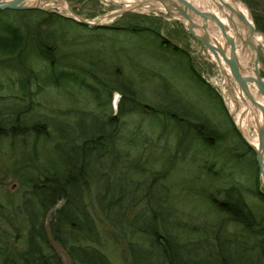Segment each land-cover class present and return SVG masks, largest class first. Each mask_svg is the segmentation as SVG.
<instances>
[{"label": "trees", "instance_id": "obj_1", "mask_svg": "<svg viewBox=\"0 0 264 264\" xmlns=\"http://www.w3.org/2000/svg\"><path fill=\"white\" fill-rule=\"evenodd\" d=\"M242 1L250 11L255 28L264 36V1ZM23 12L39 13L40 19L28 30L14 24L5 27L4 35L0 34V55L18 58L24 72L14 82L19 91L14 96V107H6L9 111L14 109L10 111L14 115L9 120L5 118L8 114L3 117L0 113V143L8 141L14 147L16 142L25 145L31 139L30 153L24 162L26 167L22 174L19 202L11 211L0 204V238L14 237L18 244L15 247L4 240L3 244L0 243L2 264H62L53 243L65 251L72 264H113L102 250L104 240L94 213L88 208L87 197L92 195L90 190L94 184H99L91 198L94 211L123 243L129 264H264V208L262 212L254 211L246 202L240 185L231 184L217 189L219 196L209 195L213 215L202 221V225L188 220L169 225L175 211L171 210L169 192L163 183L165 172L139 164L136 159L140 157L133 158L135 153L124 149V142L126 146L132 145L137 137L135 129L129 133L125 121H121L127 112L124 102H134L137 107L149 108L152 116L164 115L179 123L188 120L183 110L171 106L170 102H155L153 107L143 103L139 88L124 76L119 66L111 71L113 77L120 79L116 82L105 80L100 73L80 64L62 60L58 56L59 46H71L76 42L62 38L63 33L49 24L68 22L80 28H87V25L53 12ZM128 16L137 17L136 14L124 13L118 18ZM41 28L44 30L42 33ZM90 30L131 35L150 31L154 34L152 42L155 45L179 56L189 76L195 82H203L187 52L149 27L131 23L125 26L98 25ZM28 41H32L30 50L27 49ZM153 49L162 56L157 48ZM31 54L42 61L37 69L27 62V58L32 60ZM150 75L159 76L154 70ZM67 86L86 92L95 109L80 111L77 124L73 126L65 122L64 128L69 130H64L55 119L39 112L37 97L44 89ZM103 90L108 95L111 90L118 91L122 96L114 115L110 113L109 100H106L109 112H105ZM26 100L28 104L21 110L19 106ZM21 113L29 118L27 124L21 119ZM34 115L42 118H33ZM86 117L91 118L92 130L82 127H85L83 121ZM189 122H193L202 140L214 145V127L201 121ZM230 125L234 138L254 155L231 122ZM40 138L50 140L44 161L37 156L45 144L41 142L38 146ZM20 151L26 154L27 149L20 148ZM252 163L251 192L264 206V193L259 189L254 157ZM53 208L46 223V215ZM2 221L16 224L15 235ZM177 230L183 231L185 241L178 239Z\"/></svg>", "mask_w": 264, "mask_h": 264}, {"label": "rangeland", "instance_id": "obj_2", "mask_svg": "<svg viewBox=\"0 0 264 264\" xmlns=\"http://www.w3.org/2000/svg\"><path fill=\"white\" fill-rule=\"evenodd\" d=\"M191 1L195 6L203 9L195 3V0ZM24 4L35 5V1L26 0ZM38 6L39 8L29 10H42L68 16L70 14L67 7H69L81 18L96 23L95 26H125L135 23L139 26L149 27L165 37L170 43L187 52L193 68L203 80L202 84L195 82L189 76L186 65L179 56L152 42V38L155 39V37L150 31V33L131 35L126 32L113 33L109 30L94 31L90 30L94 26L80 28L68 22L48 23L55 26L58 31L60 30L59 33H63L62 38L76 42L71 46H59L58 56L62 60L71 64H80L83 68L100 73L105 80L110 79V81L116 82L120 79L113 77L111 71L115 66H119L124 76L129 77L133 84L139 88L141 97H144L143 103L153 107L156 105L155 102H170L171 106H178L187 115L188 120L179 123L164 115L152 116L149 108L142 109L137 107L134 102H124L127 112L121 119V121H125L129 133L135 129L134 135L137 136L132 145L126 146L124 142V149L135 153L133 158L140 157L136 159L139 164L165 172L163 183L169 192L171 210L175 211V217L170 218L169 225L182 220L202 225V221L209 220L213 215L209 195L212 193L219 196L216 190L231 184L240 185L243 188L244 198L254 211H263L264 206L251 192L250 175L254 170L252 160L255 156L247 152L244 146L234 138L230 125L231 122L236 130L238 129L233 119L234 109L230 110L226 102L228 94L223 92V87L227 89V84H224L225 81L227 82L224 69L214 60L210 52L189 34L185 20L165 12L158 2L152 0H48L47 3H39ZM124 9H127L128 12H123L120 15L132 13L137 17L128 16L122 19L118 18L120 15L113 18L104 17L109 13ZM247 9L248 17L251 18L250 11ZM23 11L0 10V34H5L7 30L5 27L14 24L28 30L34 26L33 23L40 19L39 13ZM193 17L195 23L199 25L200 18L195 15ZM209 25L213 31L217 30L213 23L209 22ZM43 31L41 28L40 32ZM194 31L199 33L198 29ZM28 42L27 49L30 50L32 41ZM153 47L162 52V56H158L159 53L155 52ZM258 56V63L262 67L259 74L264 77V56L261 53ZM29 57L32 60L27 58V62L32 67L39 68L42 61L34 54ZM222 65L226 67L224 63ZM252 65L253 57L248 59V67L251 68ZM21 66L22 63L18 58L0 55V113L3 117L8 114L6 119H11L14 115L10 111H14L12 109L14 96L19 94L17 84L14 82L17 77H22L24 74ZM152 70L159 76H151ZM235 86L237 87L236 83ZM106 93L103 90V107L108 113L106 100H109L110 113L114 115L118 104L121 103L122 96L120 92L114 90H111L109 95ZM37 99L39 112L55 119L61 128H64L65 122L73 126L77 124L80 111L95 109L94 103L86 92L69 86L44 89ZM27 104L28 100L20 104L19 108L22 110ZM6 107L12 108L9 111V108ZM36 116L34 115L33 118ZM37 117L42 118L41 116ZM22 118L24 124L30 121L26 114L21 113ZM189 121H201L214 127L216 131V134L212 135V138L216 140L214 145L210 146L209 143L202 140L196 132L193 122ZM83 124L85 127L81 126L84 129L92 130L90 117H86ZM64 130H69V128H64ZM249 130L250 133L255 132L252 126L249 127ZM239 135L243 140H246L241 133ZM30 142L31 139H28L25 145L16 142L14 147L10 146L8 141L0 143V204L4 205L7 211H11L15 207V203L19 202L22 174L26 167L24 162L28 159V157L26 159V155L30 153ZM41 142L45 144L39 149L40 154L38 153L37 156L41 161H44L50 140L40 138L38 146ZM20 148H24L25 151L27 149L26 154L22 153ZM256 172L259 189L264 193V184H261L259 180L258 169ZM98 185H93L90 190L92 195L87 197V201L88 208L94 213L98 229L104 240L102 250L113 264H129L123 243L113 235L105 223L100 221L94 211L95 207L91 198ZM53 210L54 208L46 215V223L50 220ZM3 224L10 228L12 235H15V223L3 222ZM20 227L21 231L22 224ZM176 234L180 241H185L186 236L183 231L177 230ZM13 238L7 240L0 238V243L8 241V244L18 247ZM5 246L7 247V245ZM53 246L62 264H72L68 255L57 243H53ZM0 264H2L1 255Z\"/></svg>", "mask_w": 264, "mask_h": 264}, {"label": "water", "instance_id": "obj_3", "mask_svg": "<svg viewBox=\"0 0 264 264\" xmlns=\"http://www.w3.org/2000/svg\"><path fill=\"white\" fill-rule=\"evenodd\" d=\"M26 0H0V10L10 9V10H29L39 8V3H47L48 0H39L40 2L35 3V5L24 4ZM158 2L162 8L167 13H171L178 18L185 20L186 29L189 34L198 41L203 47L207 49L208 52L213 56L218 64L224 63L227 67L228 73L224 70V76L227 80V89L229 93L233 90L231 86L237 85V89L241 92L242 103L245 108H249L250 111L254 113V110L259 113L261 117V123L256 128L257 135V146L254 147L247 140H244L248 147L253 151L255 156V161L258 169V177L261 184H264L262 177L264 178V83L257 70V65L259 61V56L257 50L251 48L255 52L253 59V75H248L245 73L244 68L240 65L237 56V49L233 36L229 32V28L221 22V20L213 13L208 10L200 9L195 6L191 0H152ZM221 1V0H220ZM241 4L247 9L246 4L239 0ZM223 6L233 13L238 21L246 25L249 29V35L253 33H259L263 39V34L257 30L252 22V19L245 18L243 14L232 9L227 3L222 2ZM248 10V9H247ZM67 11L70 15L66 16L72 20L85 24L87 26H95L96 23L89 22L80 16H78L71 8L67 7ZM123 12H128L127 9L121 11H115L105 15L106 18H113L120 15ZM193 15L200 18V24H196ZM65 16V15H64ZM209 22L213 23L219 33V38L222 43L217 39L215 31L210 28ZM198 29L199 33L194 30ZM215 35V36H214ZM256 90V95L251 93V88ZM261 97L262 100L259 101L258 98ZM234 110L235 112L244 108L241 107L239 102H235ZM255 112V113H256ZM258 122V121H257ZM239 133L241 131L237 129ZM242 134V133H241Z\"/></svg>", "mask_w": 264, "mask_h": 264}, {"label": "bare ground", "instance_id": "obj_4", "mask_svg": "<svg viewBox=\"0 0 264 264\" xmlns=\"http://www.w3.org/2000/svg\"><path fill=\"white\" fill-rule=\"evenodd\" d=\"M35 3L40 2L39 0H34ZM222 2L227 3L232 9L235 11L243 14V16L247 19L248 13L244 7L243 4L239 0H195V3L203 7L204 10H208L210 12H213L222 23H224L228 28L231 36H233L236 49H237V56L239 59L240 65L245 68V73L248 75H253V65L252 67H248V59L252 58L254 59L255 52L252 50L251 45L253 48L257 50V54L259 53L263 54L264 56V39L259 33H253L249 35V29L246 25L238 21L236 16L230 12L229 9L225 8L222 4ZM215 35L217 39L222 43L221 39L219 38L218 30L215 31ZM214 35V36H215ZM215 60V59H214ZM221 67L228 73L227 67L223 66L221 63ZM260 63L257 65V70L259 71L261 69ZM262 81L264 83V77H261ZM224 84L226 85L227 82L225 81ZM233 92L229 93V90H227L225 87H223V92H227L228 98L226 97V102L230 110L235 107V102H239L242 107L245 109H240L238 111L233 112V119L235 124L237 125L238 129L241 131L242 135L245 137V139L254 147L257 146V135H256V128L261 123V117L258 112L254 110V113L250 111L249 108H245L242 103V96L241 92L237 89L236 86L230 87ZM256 90L251 88V93L253 95H256ZM259 101L262 100L261 97L258 98ZM264 105V100L263 102ZM256 112V113H255ZM258 121V122H257ZM252 126L253 130L255 132L250 133L249 127ZM262 180L264 182V178L262 177Z\"/></svg>", "mask_w": 264, "mask_h": 264}]
</instances>
